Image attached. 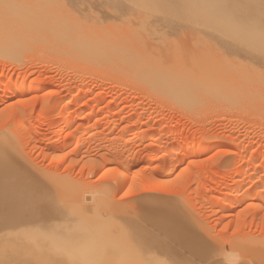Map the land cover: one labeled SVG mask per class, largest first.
<instances>
[{
    "label": "rangeland",
    "instance_id": "374dc122",
    "mask_svg": "<svg viewBox=\"0 0 264 264\" xmlns=\"http://www.w3.org/2000/svg\"><path fill=\"white\" fill-rule=\"evenodd\" d=\"M80 3L0 0V141L13 143L4 145L7 154L50 189L56 179L88 200L109 197L116 229L105 216L78 243L42 235L23 248V235L0 237V264H175L172 251L139 249L135 230L122 233L123 218L161 235L200 227L223 263L264 264V62L216 69L211 83L199 74L204 84L198 76L194 92L191 77L174 78L175 67L160 63L168 60L163 45L141 40L144 30L139 37L98 10L76 16Z\"/></svg>",
    "mask_w": 264,
    "mask_h": 264
},
{
    "label": "bare ground",
    "instance_id": "6f19581e",
    "mask_svg": "<svg viewBox=\"0 0 264 264\" xmlns=\"http://www.w3.org/2000/svg\"><path fill=\"white\" fill-rule=\"evenodd\" d=\"M81 2L83 3L82 4L80 3L79 4L80 6L78 5V7H76L77 9L73 8V10L75 9V11H79V13L77 12L76 16H80V14L90 11L96 13V10H98L101 14L120 21L122 24L126 26V28L129 27V29H132V31L136 29L135 30L136 32L139 31V33L137 32L138 34H140V32L144 30L145 32L144 37H141L143 36V34H140L139 36L141 37L142 41L146 40L147 43L148 39L145 38H149L150 45H153V42L155 41H157L159 45H163L166 48L164 52L166 53L168 60L165 63L163 61H161L160 63H162L163 65L165 64L173 65V66L169 65L168 67L167 65L166 67L164 66L166 69H168V72L174 70L173 68L175 67L176 71L175 70H174L175 72L172 71L174 74L173 73L171 74L174 76V78L179 77V78L188 79V77L189 78L191 77L192 81L190 83L192 84V82H194L193 85V87L195 88L194 92L200 89L199 86L202 87L201 86L202 82H200L201 84H199L198 83L199 81L197 82L196 80L198 79L199 74H201V77H203L202 74H206L205 78L207 79V81L209 80L211 83L212 82L211 80H213L214 78V72L216 69H220L222 70V72L224 71L232 72L233 70L236 71L237 67H239V69L244 67L246 69L252 70V67L248 68L249 64L248 65L246 64L247 65L246 67L245 63L249 62L247 60L252 59L251 61L256 63L259 62V60L264 62V0H98V1L81 0ZM117 15H119L122 19L119 18ZM142 20L146 21L145 23L143 22V24L147 23L146 24L147 27L146 25L142 24ZM139 21H141L140 26L141 25L143 26L141 27L142 29L141 28L139 29L140 26L138 28L136 27L137 25H139L138 24ZM68 23L69 22L67 21V24ZM72 24H74V22ZM70 25H71V21H70ZM68 27L70 26H67V28ZM13 28L11 29L13 30ZM23 30H21V32ZM10 32L11 30L9 31V33ZM0 33H1L0 34L1 38L5 37V35L2 34V32ZM64 34H66V32ZM12 35L14 34L12 33ZM121 35H125V34H121ZM84 40L86 41V39ZM87 41L86 43H88ZM107 43L108 40L106 41V44ZM56 44L54 46H56ZM91 44L89 43L90 47L95 46L94 43L92 45ZM108 44H110V42ZM166 45L167 47H170L171 50L170 48H167ZM1 47L2 46H0V48ZM4 47H2L3 48L2 50L5 51ZM72 47H73V43H72ZM78 47L77 49H79ZM108 47L106 48V50L108 49ZM125 47L130 49L131 46L129 47L128 44L127 45L125 44ZM159 47L160 46L157 47L158 50ZM185 48H189L187 49V52H185ZM118 52L120 51L118 50ZM69 58L71 59V57ZM92 58L93 57H91V59ZM239 59L241 60L240 63L237 62V60ZM89 62L88 64H90ZM241 62H243V65H241ZM252 62L250 63V65L252 64L253 66L254 63ZM160 63L159 65L162 67V64ZM170 66H172L173 68L171 67L172 68L171 69ZM256 67L257 66H255V69ZM145 68L146 66H144L142 70ZM154 68L155 67H153V69ZM182 69H186L188 70V72L185 73L183 71L184 73L183 74ZM202 69L206 73L205 72L202 73L203 72L201 71ZM255 69H253V71H255ZM158 70H160V68H158ZM259 70H261L260 67ZM163 71H166L165 73L168 74L167 70H163ZM163 71L160 70L158 73L157 72L156 73L158 75L160 72ZM239 71L235 73L240 74L241 72L239 73ZM148 75H150V73H148ZM161 75L163 74L161 73ZM165 75H163L162 78H164ZM262 75H264V72ZM151 76H153V74H151ZM160 78L161 77L159 76L156 77V79H160ZM165 79L167 78L165 77ZM199 79L203 81L202 78H200V76ZM206 79L204 80L205 83H206ZM195 80L198 83V85L195 82ZM163 81H165L166 83V80ZM173 83H175L174 86L176 87L177 85L176 82L174 81ZM210 83L208 82V84ZM171 87L173 90V85H171ZM177 87L181 89L183 87V84L182 86L177 85ZM183 89L185 88L183 87ZM7 144L13 146V143L10 144L9 142H6L4 140L0 141V237L3 238L9 237L15 239L18 238L17 236L23 235V237L25 238L20 240L24 244H26L25 246H23L24 244L21 245L23 248H30L31 246L35 247L33 244L36 241H38V237L42 235L44 236L49 235L53 237L52 239H54L56 238V236L69 234L71 235L70 236V239H72L71 242L75 241L76 243H78L80 242V233L85 232L87 234L93 235L94 234L93 232L97 230L98 226L100 225V222H102L105 216L108 221V224H113L115 222V218L118 219L116 209H113V206L114 207L116 206L107 196H106L107 198L105 197L99 199L97 196L92 195L89 198L90 200H88V198H86L83 192L80 195L76 194L75 191H77L78 189L80 190V188H76L78 186L72 185L73 183L72 184L66 183L65 181L57 183L56 179L54 180L56 183V184L54 183L55 185L54 188L52 187L50 189L49 187H47V185L43 181H40V179L31 175V173L29 172L30 170L26 169L25 167H20V165L17 164L15 158L12 155L7 154L4 148L6 147L4 145ZM204 148L205 149L207 148L206 144L204 145L203 143H200L198 150L200 149L205 150ZM10 151H12V149H10ZM15 151H13V153L19 156L20 155L18 154L19 151L17 150L18 153H16ZM22 158L23 157H21L20 160ZM30 167L35 169L33 165L32 166L30 165ZM34 171L37 170L35 169ZM40 171L42 170L40 169ZM48 174L50 175V173ZM41 177L44 178L45 180L48 179L45 176L44 177L41 176ZM64 179L66 180V178ZM48 181H49L48 183L51 184L52 179L51 180L49 179ZM51 185H53V182ZM71 190L73 191V193ZM64 195L66 197L68 196V198L70 197L71 198L69 200H65L67 198ZM143 202L141 204H143ZM120 222L125 228V230L122 232L123 234L125 233V231L131 229L135 230L133 243H135L139 249L143 250L144 248H146L148 250H154V253L156 254L166 251H172L175 259V264H211V263L222 264L223 263L222 261H225L223 259L222 260L220 259L222 258L220 257L222 255L221 250L220 252L217 253V250L219 251L218 249L219 247L217 244H215V241L213 240V246L217 245V249L214 248L215 246L213 247L212 244L209 243L208 238H205L202 232H198L199 229L201 231L200 227H194L196 230H194L193 234H191L190 231L187 229V227H185V224L184 225L182 224L183 226L182 225L179 226V230L176 231V233L170 235L163 233V235H161L160 233L156 232L157 229L152 228V230H150V228L144 229V228L136 227V225L132 221H128L125 218L121 219ZM173 225H176V223H173ZM108 227H110V229L112 230L116 229L114 224ZM98 231L99 230H97L96 232ZM73 236L74 238H72ZM161 237H165V238H161ZM1 244L2 243L0 242V245ZM176 254L180 255V259H178V256ZM218 254L221 255L218 256ZM212 255L214 257H212ZM217 258H219L221 261H219ZM243 263L246 264L245 262Z\"/></svg>",
    "mask_w": 264,
    "mask_h": 264
}]
</instances>
